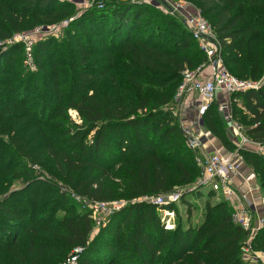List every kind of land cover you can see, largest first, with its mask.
<instances>
[{"label": "trees", "instance_id": "trees-1", "mask_svg": "<svg viewBox=\"0 0 264 264\" xmlns=\"http://www.w3.org/2000/svg\"><path fill=\"white\" fill-rule=\"evenodd\" d=\"M192 1L221 41L228 71L263 80L264 0ZM97 2L75 17L62 40L34 46L36 71L24 65L22 43L0 54V228L11 235L0 241V264H61L76 249H82L78 264H248L241 250L248 233L233 222L225 201L207 199L196 227L180 223L170 231L157 206L135 203L92 238L95 221L70 190L92 201H131L194 181V172L177 162L187 149L185 135L164 110L170 100L157 93L207 62L180 19L134 0ZM72 10L59 0H0V39L43 21L73 19ZM232 99L234 120L264 145V82ZM216 111V105L206 110L204 127L228 146L226 119ZM242 154L264 188V156ZM15 184L21 187L12 190ZM54 188L58 195L50 197ZM253 247L264 252V228Z\"/></svg>", "mask_w": 264, "mask_h": 264}, {"label": "built area", "instance_id": "built-area-1", "mask_svg": "<svg viewBox=\"0 0 264 264\" xmlns=\"http://www.w3.org/2000/svg\"><path fill=\"white\" fill-rule=\"evenodd\" d=\"M60 1V0H59ZM69 0H61L66 2ZM87 9L92 8L96 4V0H86ZM162 10L169 16L180 19L189 31L193 38L197 41L200 50L207 56V62L202 67L196 70L187 69L183 73V83L180 87L181 94L190 96H198L197 109L204 113L211 106L216 105L218 111L223 114L227 123L233 125L235 120L232 115V96L236 93H246L250 90H257L261 87L264 79L261 81L240 80L232 75L224 63L222 54V44L213 27L198 10H191L187 3L181 0H162L160 1ZM99 8L103 5L99 4ZM74 19L65 20L58 25L48 27L46 29L38 28L31 33L17 34L10 40V44L22 43L25 46L27 56V66L30 70L35 71L36 66L33 61L32 50L34 46L41 40L45 39L46 35L58 37L64 33L69 24ZM49 36V37H50ZM238 129V133L243 138L244 145H250L256 148L259 155L264 156V145L253 142L248 137L242 135V126H234ZM185 138L187 133L181 128ZM190 143L193 148L201 145V141L196 138H190ZM202 176L199 179L196 188L199 190L209 189L212 194L219 195V200H223L233 208V222L240 226L248 233V238L242 245V256L248 264H264V252L257 251L253 247V240L257 233L264 228V211L259 212L254 196L257 192V187L253 183L258 181L257 175L250 171L243 174L244 158L238 153H230L223 147L215 149L204 161L201 162ZM242 176L243 183L247 190L240 192L234 186V180ZM63 191H66L63 189ZM68 193H71L70 191ZM72 198L81 205L84 210H88L91 217L95 221L96 230L104 227L108 223V219L125 207L124 202H100L92 201L88 198L79 196L77 193L70 194ZM182 199V193L170 192L158 196H143L135 200V203H146L161 208L167 215L170 212L166 211L165 206L177 204ZM264 202V201H263ZM264 209V207H263ZM168 230L172 229L170 226ZM82 249H76L72 255L70 264H78V254Z\"/></svg>", "mask_w": 264, "mask_h": 264}, {"label": "rangeland", "instance_id": "rangeland-1", "mask_svg": "<svg viewBox=\"0 0 264 264\" xmlns=\"http://www.w3.org/2000/svg\"><path fill=\"white\" fill-rule=\"evenodd\" d=\"M122 1H127V0H122ZM134 1L150 4L151 6H154L158 9H160L162 11V13L166 14L165 11H163L161 9L162 5L160 4V0H134ZM171 1H174V0H171ZM181 1L187 3L188 6L191 8V10H193V9L198 10L199 9L197 7V5L192 0H181ZM60 2H61V0H60ZM66 2H69V3L74 5V10L71 11V14H73V12H75L77 14L73 15L74 16L73 19H75V17L82 16L83 13L86 10H88L87 6H86V3H87L86 0H69ZM96 4H98V2ZM60 23L61 22L53 23V22H49V21H43V22H41L40 25L36 26L35 28H24L21 33H31L33 31L37 30L38 28L46 29L48 27L58 25ZM21 33H18V34H21ZM49 36L50 35H46L44 38L45 39L49 38ZM50 37H52V36H50ZM62 37H63V34H60V36L56 37L57 38L56 40H62L61 39ZM10 40H12V38ZM10 40L8 39V40L3 41L0 39V54L3 53L4 51L8 50V47H9L8 42ZM98 43L96 44L97 49H99L102 46L101 44H98ZM24 54H25L24 65L27 67L28 70H30V68L27 66V63H26L27 62L26 53H24ZM20 58H23V56L21 54L16 56V58H15L16 61L14 63L15 66L17 64H19L20 60H22ZM202 66L203 65H199L196 68L190 69V70H196ZM182 83H183V76H182L181 82L179 81L178 83L172 85L166 92L160 91L157 93L158 95H164L166 98H168L170 100V103L167 106H165L164 110L170 112L173 115V117L176 119V122L180 126V128H183V130L187 133V136L185 139V148H187V149L184 150L186 152H185V154H181L177 157V162H179V161L185 162V166L187 168H190L194 172V175H193L194 181L192 183L184 184V181H181V183L177 184V186L174 187L173 191L182 193V199L177 204L171 205L172 208L165 207L166 211L170 212V215H167V213H165V211H161V208H158L157 213L159 215V218L161 220V223H162L164 229L167 231L175 229V227L180 223L184 227H185V225H188V224L189 225L191 224L193 226V228L196 227L198 225V223H200L202 220V211L205 207L207 199H210L213 204L217 203L219 201H223L222 199L221 200L218 199L220 197L219 195L211 194L209 189H204V190H202V193H200L199 189L196 188V185L202 176L201 162L204 161L211 153H213L212 152L213 150L211 147L212 144L213 145L219 144V146L223 147L225 150L230 148L229 151L227 150L230 153H237V151H238V153H240L242 156H243V154H242L243 152H251V153L258 154L257 153L258 150L256 148H253L250 145H244L243 144L242 136L240 135V133H238V129L234 128V126H239V124L236 121L233 125H229L227 123L226 133H227V145L228 146H226L216 136L212 135V133L206 127H204L203 117H204V113L206 111L204 113H202L196 107L197 101H199L200 99L196 95L190 96L188 94H181L180 93V87H181ZM216 112H218L220 114V116H222V118L224 117L223 114H221L219 111H216ZM69 116L71 117V120L75 124L80 125L82 123L80 116L78 115V113L76 111L70 110ZM241 133L243 136L247 137L244 130L243 131L241 130ZM192 137H196L201 141V145L199 147L193 148L191 146L190 138H192ZM225 146L228 148H225ZM186 155H187V157H185ZM244 165L247 169V173L250 171L254 172L253 168L250 166V164L247 163L245 158H244ZM257 184H258V189L260 192L259 197L261 198V202H262V205L264 207V202H263L264 201V188H261L262 182H261V180H259V178H258ZM20 187H21L20 184H15L12 187V190H17ZM45 188L46 187H43L41 189V192L44 193L45 191H47V190H44ZM52 191L53 192L51 193L50 197H54V196L58 195L57 188H54ZM70 192L73 193V191H71V190H70ZM71 193H69V195ZM201 195H203V196H201ZM184 197H186V201H188V204H186L185 201H183ZM29 199H30V194H28V193L25 194L24 200H29ZM114 202H124L125 207H127L128 205L135 204V200L128 201V200L122 199V200H115ZM67 206H68V203H66V205H64V209ZM231 210L233 211L232 207H231ZM62 216H63V212H60L58 217H62ZM4 217L5 216H3V217L0 216V220H4ZM169 226L172 229L168 230L167 228H169ZM98 231L99 230L95 231L92 238H94L95 235L98 234ZM0 235H1V237L3 236L2 239L0 238L1 242L4 239H10L11 238L10 232L4 233L3 231H1V228H0ZM27 241H28V236L26 234H23L20 236L19 247L23 251L25 250V248L27 246ZM74 254H75V250H73L71 252V254L62 261L61 264H70L72 255H74Z\"/></svg>", "mask_w": 264, "mask_h": 264}, {"label": "crops", "instance_id": "crops-1", "mask_svg": "<svg viewBox=\"0 0 264 264\" xmlns=\"http://www.w3.org/2000/svg\"><path fill=\"white\" fill-rule=\"evenodd\" d=\"M212 147V150L214 151L215 149H218L220 148L221 146H219V144H216V145H211ZM212 151V152H213ZM247 173V169L246 167L244 166L243 168V174ZM258 181L254 182L253 185L254 187H257V192L255 193V196H254V202L256 203L257 205V208L259 210V212H263L264 209H263V205H262V202H261V198L259 197L260 196V192H259V189H258V184H257ZM234 186L240 191V192H245L247 190V187L246 185L243 183V179H242V176L240 177H237L235 180H234Z\"/></svg>", "mask_w": 264, "mask_h": 264}, {"label": "water", "instance_id": "water-1", "mask_svg": "<svg viewBox=\"0 0 264 264\" xmlns=\"http://www.w3.org/2000/svg\"><path fill=\"white\" fill-rule=\"evenodd\" d=\"M160 1H162V0H160Z\"/></svg>", "mask_w": 264, "mask_h": 264}]
</instances>
